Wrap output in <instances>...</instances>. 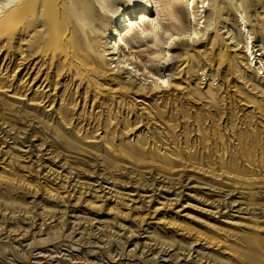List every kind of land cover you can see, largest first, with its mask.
Instances as JSON below:
<instances>
[{
	"label": "rangeland",
	"instance_id": "obj_1",
	"mask_svg": "<svg viewBox=\"0 0 264 264\" xmlns=\"http://www.w3.org/2000/svg\"><path fill=\"white\" fill-rule=\"evenodd\" d=\"M122 1L96 32L137 5L110 36L134 46V86L105 39L101 68L78 27L1 0L0 264H264V0H198L199 39L176 42L154 95L143 74L187 35V0L184 30L154 0L156 38Z\"/></svg>",
	"mask_w": 264,
	"mask_h": 264
},
{
	"label": "bare ground",
	"instance_id": "obj_2",
	"mask_svg": "<svg viewBox=\"0 0 264 264\" xmlns=\"http://www.w3.org/2000/svg\"><path fill=\"white\" fill-rule=\"evenodd\" d=\"M138 1L141 4H143L142 8L144 9L141 12L144 15H141V18L148 21L147 23H144L143 22L144 20L141 22H142L143 26L149 28L148 31H150L151 34L154 35V38H156L157 37L156 31L158 28L159 21H157V18L153 19V20H147L146 18H144L146 13L152 14L154 12V9H153L155 6L154 0H138ZM115 2H124V1H122V0H23L22 4L20 3L22 5V7L25 4H27V6L29 8L27 9V11H23L22 9L20 10V12H19V10L14 11V14L19 13L17 15V17H19V15L21 16L23 14V12H25V13H30V15L34 16L36 13L40 14L41 11L39 12L37 9L41 8L43 10H42V13L40 15L45 20L46 19L48 20V18H49L47 16L48 12H53V15L55 16V18L52 17L54 20V23H56L55 20L57 18V20L58 19L61 20V22H58V23H63L65 28H67V29L71 28L74 30L75 28L78 27L77 29L80 30L79 31L80 34L78 35L79 41H81V42L87 41L86 48L81 49V51L82 50L83 51H90L91 59H90L89 63L97 64L101 68L106 66V61H103L102 58L92 56V53L94 51H97V49L100 47V45H98L97 42L102 40V39H105V42L107 44L104 45V47H105L104 56L109 57L107 59H108V61L111 62L112 65L115 63V65L111 66V69L117 68L120 71L121 75H124V78H127V82L131 86H134L135 82L133 80H131L129 77H126V76H128L127 72H130L132 70L130 68V63H128L130 60L124 59V56L121 55L122 51H123L121 46H123V48H125V49H128V48L132 49L134 46L129 47V45H128L129 43L125 40L122 41L120 45H117L115 43V40H110V36L111 37H118L119 36L117 43L119 41H121L120 34L117 33L116 29L120 28L122 23H125V25H126V21L127 22L129 21L128 25H130V27H131V23H130L131 18L130 17L134 13L136 15L137 10L135 7L137 5H134L133 8L123 10L121 12H118V14L113 15L114 17L118 18L119 24H118V27L115 26L113 28V31L109 34L108 37H106L105 34L102 35L101 33L96 32L97 30H100V29L103 30L104 33H106L108 31L107 26H104V28L102 29L103 26L100 24V22H102V23L105 22L106 24H107V22L108 23L111 22L110 24H112V23L114 24V22L112 20V15L102 13L100 7L101 8H110L113 6V4ZM0 4H1V0H0ZM196 5H198V0H187L186 1V9H187L186 13H188L187 17L189 19V22L191 23L190 28L188 29L187 32H185V33H187V35H184L183 37H182V34H180L177 37L169 36L167 39V42L165 43L166 47L164 50H166V51L164 52V55L161 58L162 61L159 62V64L156 67L155 66H149V70L151 72H154V74H151L150 71L145 72L143 74L144 76H145V74H147L148 75L147 78H151L153 80V82H155V86H154L155 90L149 91V92H153V93H151L153 95L155 92L158 93L163 88H167L169 86L168 81L165 80V76L162 77L159 75V73L162 70L166 71L167 67L169 66L170 63L168 62V59L171 57V50L174 49V47L176 46V42H178L179 40H181V41L182 40H192L193 41L195 39H199V32H198L199 29H197V26H196L197 20H198L197 19L198 11H195ZM200 5H201L200 9H202L201 13H206V8L208 7V4L204 5V2L201 1ZM162 6H164V8L166 9V12H167L166 17H168L170 19L171 23H173L174 25L179 26V27L182 26V22L180 20H178L177 17L173 16L176 13V11L178 10V8L181 6V2H179V0H162ZM189 6H190V9H189ZM32 7H33V9H31ZM53 8H54V10H53ZM149 8H150V10H149ZM1 13L2 12L0 10V14ZM203 17H205V15ZM44 19H42V22L44 21ZM55 26H57V25L55 24ZM58 26H60V25H58ZM180 28L183 29L182 27H180ZM145 30H147V28H145L144 31ZM144 31L140 29L139 33H138L139 34V37H138V34L137 35L134 34V31L131 29L129 31L130 32V41L134 42V41H136V38L139 39L144 34ZM246 32H248V31H246ZM104 36L106 38H104ZM229 39H231L230 44L235 45V46L238 45L237 41H233L234 38L229 37ZM244 49L247 52V51H251L252 47L251 46L248 47V45H246ZM251 55H252V52L250 53V56ZM156 76H158V77H156ZM133 78H134V76H133Z\"/></svg>",
	"mask_w": 264,
	"mask_h": 264
}]
</instances>
